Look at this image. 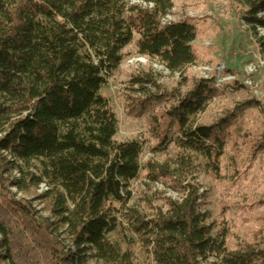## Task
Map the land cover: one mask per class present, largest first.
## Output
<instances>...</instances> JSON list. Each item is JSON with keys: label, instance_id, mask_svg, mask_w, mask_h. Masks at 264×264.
Listing matches in <instances>:
<instances>
[{"label": "trees", "instance_id": "trees-1", "mask_svg": "<svg viewBox=\"0 0 264 264\" xmlns=\"http://www.w3.org/2000/svg\"><path fill=\"white\" fill-rule=\"evenodd\" d=\"M235 3L258 37L264 0ZM173 10L174 0H0V261L139 264V251L147 264H264V238L230 250L228 223L202 212L205 196L192 177L202 169L220 179L225 130L238 117L227 116L223 128L198 125L222 94L213 82L186 78L197 66L198 36L190 20L165 22ZM257 44L264 57V38ZM132 45L190 87L167 91L151 72L131 80L143 99L131 111L148 116L152 151L175 148L162 165L141 164L145 140L115 141L119 124L102 96ZM258 142L264 152V133ZM142 176L178 200L146 203L150 212L131 207ZM13 188L35 194L51 218L17 201ZM61 232L73 250L64 252Z\"/></svg>", "mask_w": 264, "mask_h": 264}, {"label": "rangeland", "instance_id": "rangeland-1", "mask_svg": "<svg viewBox=\"0 0 264 264\" xmlns=\"http://www.w3.org/2000/svg\"><path fill=\"white\" fill-rule=\"evenodd\" d=\"M241 12L235 0H174L171 18L172 23L190 20L197 31V41L193 45L197 66L188 70L186 78L190 82H213L216 90L222 94L199 117L198 125L214 127L218 124L223 128L222 121L227 116L238 117L234 126L225 130L228 133V146L220 179L208 177L202 169H198V173L192 177L205 196L202 212L210 214L214 221L223 218L228 223L231 230L228 241L230 250L245 248L253 244L256 238H264V152L258 142L264 133V117L261 111L252 108L264 110V57L260 55L257 44L259 38H264V32L260 31L258 37L251 35L240 21ZM123 54L122 66L102 92L119 124L115 141L145 140L147 145L141 164L153 161L162 165L173 157L175 148L170 147L163 153L152 151L156 142L149 133L148 116L141 117L137 111H131L134 104L143 100L133 93L132 90L137 88L132 86L131 80L138 74L151 72L167 91L176 88L186 92L190 87L183 83L182 78L138 56L135 45L127 48ZM181 84L183 87L180 88ZM229 86L240 89L236 91ZM143 176L131 188V207L150 212L146 203L158 207V198L178 200L173 192L150 183ZM13 177L16 178L17 174ZM10 191L17 201L30 202L40 219L51 218L44 204L34 202L35 194L24 196L15 188ZM38 195H42L41 190ZM57 237L64 252L73 250L62 232ZM1 239L0 235V242ZM137 258L139 264H147L139 251ZM0 264L5 263L0 261ZM89 264L98 263L91 261Z\"/></svg>", "mask_w": 264, "mask_h": 264}, {"label": "built area", "instance_id": "built-area-1", "mask_svg": "<svg viewBox=\"0 0 264 264\" xmlns=\"http://www.w3.org/2000/svg\"><path fill=\"white\" fill-rule=\"evenodd\" d=\"M134 4L141 5V6H143L144 8H147L146 5L141 4V3H139V2H134ZM152 7H153V6L150 5V6H149V9H152ZM171 18H172V17H168V18L165 20V22H166V23H171ZM261 32H264V31H261ZM17 177H18V175H17ZM40 190L42 191V193H45V192L47 191V188H46L45 186H42V187L40 188Z\"/></svg>", "mask_w": 264, "mask_h": 264}]
</instances>
